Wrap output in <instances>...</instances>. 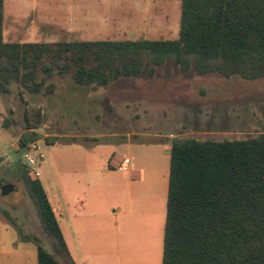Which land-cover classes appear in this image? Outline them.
Returning a JSON list of instances; mask_svg holds the SVG:
<instances>
[{
	"label": "rangeland",
	"instance_id": "374dc122",
	"mask_svg": "<svg viewBox=\"0 0 264 264\" xmlns=\"http://www.w3.org/2000/svg\"><path fill=\"white\" fill-rule=\"evenodd\" d=\"M180 4L181 0H5L3 35L8 42L172 39L179 33ZM147 69L108 88L55 77L53 96H21L16 84L11 85V95L0 96V188L14 186L8 195L0 193V210L25 233L38 237L62 264L20 175L21 138L36 134L52 169L54 153L68 145L104 153L127 134L139 135L135 139L141 143L163 145L169 168L173 137L225 140L264 133V81L200 76L195 70L181 71L173 60L153 76ZM46 140L57 145L46 146ZM122 203L120 212L118 207L112 210L118 217L107 220V232L95 238L94 231L89 244L73 253L81 264H162L166 206L160 215L157 205L129 206L126 198ZM0 217L8 221L1 212Z\"/></svg>",
	"mask_w": 264,
	"mask_h": 264
},
{
	"label": "trees",
	"instance_id": "16d2710c",
	"mask_svg": "<svg viewBox=\"0 0 264 264\" xmlns=\"http://www.w3.org/2000/svg\"><path fill=\"white\" fill-rule=\"evenodd\" d=\"M5 0H0V96H53L55 77L108 88L136 78L148 66L173 60L183 72L264 81V0H181L179 33L172 39L4 40ZM30 129V128H28ZM21 138L19 148L35 141ZM20 175L43 232L65 264H77L40 178L24 165ZM19 238L32 242L39 264H62L25 233L5 210ZM162 264H264V133L243 139L173 137Z\"/></svg>",
	"mask_w": 264,
	"mask_h": 264
},
{
	"label": "crops",
	"instance_id": "0c3cea01",
	"mask_svg": "<svg viewBox=\"0 0 264 264\" xmlns=\"http://www.w3.org/2000/svg\"><path fill=\"white\" fill-rule=\"evenodd\" d=\"M138 136L127 134L120 143L112 142L104 153L68 145L54 153L52 169L46 160L42 170L40 167V180L77 264L81 263L74 254L89 244L94 231L95 238L107 232V220L118 217L112 210L118 207L120 212L125 198L129 206L134 202L149 209L157 205L158 213H164L169 168L161 151L166 149L158 142L141 143L135 139ZM44 143L57 145L55 140ZM0 264H39L36 245L22 241L16 229L1 217Z\"/></svg>",
	"mask_w": 264,
	"mask_h": 264
},
{
	"label": "built area",
	"instance_id": "2783aa9c",
	"mask_svg": "<svg viewBox=\"0 0 264 264\" xmlns=\"http://www.w3.org/2000/svg\"><path fill=\"white\" fill-rule=\"evenodd\" d=\"M22 160L27 170L35 177H41L40 167L45 160V152L43 151L39 141H30L26 144Z\"/></svg>",
	"mask_w": 264,
	"mask_h": 264
},
{
	"label": "water",
	"instance_id": "95a60500",
	"mask_svg": "<svg viewBox=\"0 0 264 264\" xmlns=\"http://www.w3.org/2000/svg\"><path fill=\"white\" fill-rule=\"evenodd\" d=\"M14 190V186L12 184H5L0 188L1 195H8L11 191Z\"/></svg>",
	"mask_w": 264,
	"mask_h": 264
}]
</instances>
